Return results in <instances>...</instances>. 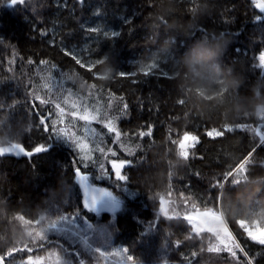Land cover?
<instances>
[{"label":"trees","instance_id":"16d2710c","mask_svg":"<svg viewBox=\"0 0 264 264\" xmlns=\"http://www.w3.org/2000/svg\"><path fill=\"white\" fill-rule=\"evenodd\" d=\"M7 2L0 0V148L49 147L32 157H0V256L11 254L4 264H54L52 253L72 264H264V245L237 224L249 221L235 218L237 206L250 209L251 221L264 218V68L258 66L264 14L254 0ZM95 19L120 36L89 31ZM225 38L226 51L209 57ZM81 47L87 57L101 60L91 70L65 54ZM199 55L208 57L205 76L215 81L188 74L185 61ZM151 58L158 67L146 76L141 63ZM73 102L97 114L101 122L90 127L102 138L93 140L83 121H73ZM57 103L66 113L63 123ZM108 120L121 132L118 141L104 127ZM53 121L57 129L84 136L93 149L98 143L104 153L93 151L95 163L84 168L79 154L56 140ZM212 129L224 133L210 136ZM185 132L199 140L188 158L179 146ZM113 160L131 161L121 169L126 181L116 179ZM101 164L108 175L96 179L104 174ZM76 167L117 201L101 196L96 211L88 212ZM226 172L233 173L227 181ZM161 198L169 216L175 210L178 218L162 215ZM193 203L201 212L222 213L244 251H221L229 239L225 232L193 228L184 219ZM77 211V223L86 220L91 229L75 243L55 233L46 241L52 219H74ZM124 248L133 262H126Z\"/></svg>","mask_w":264,"mask_h":264},{"label":"snow or ice","instance_id":"6c2138e0","mask_svg":"<svg viewBox=\"0 0 264 264\" xmlns=\"http://www.w3.org/2000/svg\"><path fill=\"white\" fill-rule=\"evenodd\" d=\"M257 3V6L261 9L262 12H264V0H255ZM26 3H31V0H8L6 5H10L12 7L16 5H25ZM261 19V17L257 16L256 19ZM89 31L91 32H96L99 33L101 32V29L99 28H92ZM103 35L108 38H116L120 36V32L117 31H104ZM2 42V41H0ZM66 55H71L74 60H76L77 64H81L80 59H77V57L72 54L71 52H66ZM101 60H96L93 61L89 64V70H91L92 67H94L96 64H99ZM31 63V61H30ZM42 63H47L46 61H42ZM83 67L84 65L81 64ZM260 68H264V53H261L259 56V65ZM158 65L157 63L153 62L151 64H147L145 66H141L140 71L144 73V75H149L153 69L157 68ZM121 76L125 75L124 73H119ZM135 75V73H133ZM163 75H167L166 73H163ZM47 86V85H46ZM95 87V85H93ZM39 99V97H37ZM48 100H40V103L46 104L48 103ZM67 103V99L64 101ZM181 103H183L181 101ZM56 109L58 110V115L60 116L59 123H63V117L66 115L64 108L60 106V104H56ZM71 107L75 109V111H72L71 113H68L71 115L73 121H83L86 125L84 131L87 135H91L93 140L97 137L102 138V134L97 132L95 128H91V124L95 122H101L98 120L97 114L92 113L88 107L81 106L78 102H73L71 104ZM127 108V105L124 106ZM264 117V114L261 115ZM46 119V118H45ZM40 123L43 125L44 124V119H41ZM56 123L57 121L52 122V132L55 135L56 140L58 141H63L69 148L74 149L78 154H79V161L77 163H80L83 165L84 168H87L89 166V161L92 163H95V161L92 160L91 153L93 151H99L102 154L104 153V149L99 146L97 143L96 148L93 149L91 147L90 141L86 139L84 136H78L74 131H70L67 128H56ZM48 125H45V128H47ZM104 127L107 128L108 133H114L115 138L118 141L121 132L120 130L115 126L114 120H108L107 122L104 123ZM236 127H246L244 125H236ZM228 131H233L232 127H227L226 128ZM223 131H218L216 129H212L211 132L208 133V135H223ZM151 131L147 133H141V135H150ZM184 137H190L192 143L185 146L183 144H180V149H181V154L185 157H189V148L195 147V144L199 142L198 137L195 135H192L188 132H185L183 135ZM182 139V140H183ZM261 142L264 143V135H261ZM49 145L46 147L45 145L41 144L32 150H26L25 147L21 145H12L10 147L4 148L0 150V157L4 156L7 153H11L15 156H25V157H32L35 153H44L48 150ZM139 147V145H137ZM109 151H111L109 149ZM132 154V150H129V155ZM112 155L115 156L116 153L112 152ZM245 161H242L244 163ZM112 167L115 171V176L118 181H126L127 177L123 174H121V169L125 167V165L130 164L131 161L128 160H120L119 163H117L115 160L111 161ZM101 171L104 173L102 176L96 177V179H103L105 178L108 173L106 170H104L103 164L100 165ZM233 173L232 172H226L224 174V179L227 181L229 177H232ZM75 177H76V183L80 186L82 189L83 193V207L88 211V212H94L96 211V204L97 201L101 196H109L112 197V192L106 188L103 187H97L93 186V184L89 180V176L85 173L81 172L80 167L75 168ZM235 181H233L234 183ZM224 183H218V187H223ZM114 199V197H113ZM192 208L194 209L193 212L185 214L184 219L188 221L189 224L192 225L193 228H198L199 227V222L204 219L205 217H208L211 215L210 212L206 211V209L201 212L195 203L192 204ZM160 212L164 217L167 219H173V218H178L180 214L178 212H175L173 210V216H169L168 214V209L165 207V201L163 198L160 200ZM82 217H80L79 211H77L76 216L74 219H70L68 216L60 215L56 219H52L47 228L44 231V238H46V241H48V236L49 233H55L57 235H62L68 240L72 241L73 243L76 242V238L81 236V232L83 231L86 233L89 229H91V225L87 223L86 220L83 221V223L78 224L77 221L81 220ZM237 224L239 227L243 230L244 233H246L247 238L250 239L252 242L259 244V245H264V237L257 238L252 234V229L253 228H264V218H261L260 220L257 221H251L249 223H245L244 221H238ZM155 225H151L150 228H154ZM225 233L229 239H226L223 242V248L220 247V250H226L230 252L233 256L236 255L235 251L233 249H239L241 252L244 251V249L241 247L240 243L236 240V238L233 236V234L229 231L228 226L225 228ZM177 244H179V241H177ZM65 252H67V249H64ZM96 252H100V249L97 248L95 249ZM128 249L124 248L121 250L122 254H125V260L126 262H133V256L132 255H126L128 253ZM52 255L55 257L54 264H72V261L70 259H62L58 254L52 253ZM78 255V253H77ZM6 256H11V254H8ZM6 256H0V264H4L6 260ZM80 264H83V261L81 260Z\"/></svg>","mask_w":264,"mask_h":264},{"label":"rangeland","instance_id":"374dc122","mask_svg":"<svg viewBox=\"0 0 264 264\" xmlns=\"http://www.w3.org/2000/svg\"><path fill=\"white\" fill-rule=\"evenodd\" d=\"M254 2H255V0H254ZM255 5H256V7L261 11V9L257 6V3L255 2ZM262 12V11H261ZM263 14H264V12H262ZM96 17H99V12H96ZM99 21H100V23H99ZM99 21H97L96 19L95 20H93V21H91L90 23H88V27L90 28V29H92V28H99V29H101V31L102 32H104V31H116V29L114 28V27H112V25H109V24H104V23H101V20H99ZM87 49H86V47H81V48H76V49H74L73 51H72V53L78 58V59H80V60H82L83 61V64H85V65H87V66H89V64L91 63V62H93V61H96V59L94 60V58H92V57H87V54H85L84 55V51H86ZM156 60H155V58H151V59H149V60H144L142 63H141V65L142 66H145V65H147V64H151V63H153V62H155ZM210 73H213V70L212 69H210V70H208ZM209 75H211V74H209ZM206 81H207V77L205 76V77H203ZM211 78H212V76H211ZM213 79V81H215L216 80V77H214V78H212ZM192 143V141H191V138L190 137H186L184 140H182L181 141V144H183V145H185V146H187V145H189V144H191ZM181 150V149H180ZM189 150V149H188ZM104 197V196H103ZM111 199H113L112 197H111ZM116 201H117V199L116 198H114ZM113 199V200H114ZM107 200H109V199H107ZM106 200V201H107ZM114 200V201H115ZM115 201V202H116ZM108 203H110V202H108ZM111 206H112V204H111ZM105 207V206H104ZM105 209V208H104ZM100 210H103V207L102 208H100ZM107 210H111V208H109V209H107ZM227 226L225 225V223H224V220H223V218H222V216H221V214L219 213L218 214V216L217 215H213V214H211L210 216H208V217H205L204 219H202L200 222H199V228L200 229H204V228H210V229H214V230H217L218 232H220V234H222L223 235V233L225 232L224 230H225V228H226ZM252 234L254 235V236H256L257 238H261V237H264V228H253L252 229Z\"/></svg>","mask_w":264,"mask_h":264},{"label":"clouds","instance_id":"9594fccd","mask_svg":"<svg viewBox=\"0 0 264 264\" xmlns=\"http://www.w3.org/2000/svg\"><path fill=\"white\" fill-rule=\"evenodd\" d=\"M227 39L218 40L216 44L213 45L212 49L209 51V57L219 55L226 51L227 49ZM208 57H205L204 55L194 56L191 59L185 61V67L187 68L188 74L192 76L193 78L200 79L202 77H205L206 73V64L205 60ZM225 84L227 86V81H225ZM236 87H238V83L236 84ZM260 107H264V104H261ZM236 219H246L249 222L254 218L251 215V211L249 209L248 213H246L240 206H237L236 208Z\"/></svg>","mask_w":264,"mask_h":264},{"label":"bare ground","instance_id":"6f19581e","mask_svg":"<svg viewBox=\"0 0 264 264\" xmlns=\"http://www.w3.org/2000/svg\"><path fill=\"white\" fill-rule=\"evenodd\" d=\"M89 57H91V56H89ZM207 81H213V79L211 78V77H209L208 79H207ZM223 188V187H222Z\"/></svg>","mask_w":264,"mask_h":264},{"label":"water","instance_id":"95a60500","mask_svg":"<svg viewBox=\"0 0 264 264\" xmlns=\"http://www.w3.org/2000/svg\"><path fill=\"white\" fill-rule=\"evenodd\" d=\"M2 149H4V148H0V150H2Z\"/></svg>","mask_w":264,"mask_h":264}]
</instances>
